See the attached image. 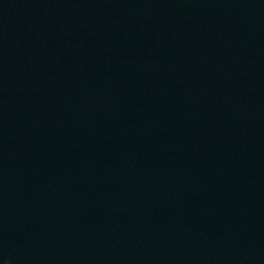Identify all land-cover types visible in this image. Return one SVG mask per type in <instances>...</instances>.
I'll list each match as a JSON object with an SVG mask.
<instances>
[{
	"label": "water",
	"instance_id": "1",
	"mask_svg": "<svg viewBox=\"0 0 264 264\" xmlns=\"http://www.w3.org/2000/svg\"><path fill=\"white\" fill-rule=\"evenodd\" d=\"M0 264H264V0H0Z\"/></svg>",
	"mask_w": 264,
	"mask_h": 264
}]
</instances>
